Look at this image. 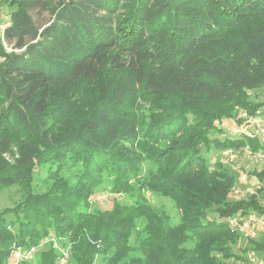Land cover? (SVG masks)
<instances>
[{
    "label": "trees",
    "instance_id": "obj_1",
    "mask_svg": "<svg viewBox=\"0 0 264 264\" xmlns=\"http://www.w3.org/2000/svg\"><path fill=\"white\" fill-rule=\"evenodd\" d=\"M3 6L15 8L0 36V190L21 198L0 211V264L45 241L21 264H59L61 247L66 264H233L264 249V235L229 224L257 199L234 197L237 171L207 156L259 147L224 121L264 108L251 99L264 89V0ZM104 182L130 200L92 208ZM146 191L171 199L179 221Z\"/></svg>",
    "mask_w": 264,
    "mask_h": 264
},
{
    "label": "built area",
    "instance_id": "obj_2",
    "mask_svg": "<svg viewBox=\"0 0 264 264\" xmlns=\"http://www.w3.org/2000/svg\"><path fill=\"white\" fill-rule=\"evenodd\" d=\"M7 22L0 18V31L4 32ZM240 121L226 127L225 135L232 138H247L257 141L258 148H254L249 142L240 147H227L220 150V160L231 170L237 171L238 179L232 187V193L236 198L254 195L257 205L246 211H240L232 215L229 224L245 240H260L264 235V179H260L254 170L264 167V112L250 113L248 109L239 108ZM11 226L9 225V228ZM47 241L40 244L43 246ZM28 248H16L12 252L10 264H21L22 261L35 258L41 246ZM68 252L64 249L61 262L66 263ZM246 261L240 264H264V249L250 248L246 253Z\"/></svg>",
    "mask_w": 264,
    "mask_h": 264
},
{
    "label": "rangeland",
    "instance_id": "obj_3",
    "mask_svg": "<svg viewBox=\"0 0 264 264\" xmlns=\"http://www.w3.org/2000/svg\"><path fill=\"white\" fill-rule=\"evenodd\" d=\"M15 6H3L0 8V18L2 21L7 19L8 14L12 9H14ZM36 21L38 23L46 22L50 19V15L48 12L43 11L40 12L39 14H35ZM0 36H1V31H0ZM1 60V58H0ZM251 99H255L257 101H264V89H258L255 92L252 93ZM260 110H264V108H261ZM224 124L227 127L228 125L234 124V121L230 120H225ZM226 128V127H225ZM203 152H206L203 149ZM220 150L217 149H212L210 151H207V156L209 163L214 166L215 162L220 159ZM38 176V175H37ZM36 176V179L38 180V177ZM110 185L107 182L102 183L99 187H97L90 197L91 203H92V208H101V209H106L110 208L113 205L114 199H119L120 201H129L130 198L125 195V194H115L111 192V188H109ZM146 197H148V200H150L152 203L158 205V206H163L166 208V210L169 212L171 215L172 219L174 222L179 221V211L174 204V202L166 198L164 196H160L158 194L152 193L150 191L145 192ZM21 198V194L19 191V188L17 186H12L10 188H5L0 190V211L5 210L8 207H13ZM8 216L11 217V215L8 214ZM46 246L45 244L41 246V248L38 249V252L42 250V247ZM62 251L65 249L63 247L60 248ZM37 252V253H38ZM37 258L31 259L33 263H35ZM233 264H240L241 261L240 259H233L232 260ZM59 264H66L60 262ZM96 264H103L101 258L98 259Z\"/></svg>",
    "mask_w": 264,
    "mask_h": 264
}]
</instances>
